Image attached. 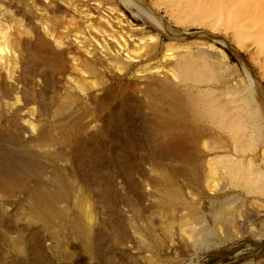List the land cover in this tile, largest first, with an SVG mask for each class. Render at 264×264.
Segmentation results:
<instances>
[{"label":"rangeland","instance_id":"1","mask_svg":"<svg viewBox=\"0 0 264 264\" xmlns=\"http://www.w3.org/2000/svg\"><path fill=\"white\" fill-rule=\"evenodd\" d=\"M32 1L33 0H31V2L30 0L0 1V5H4L3 7L11 6L12 8L14 7V9L18 8L19 6L24 8V5H27L25 7L26 10H30V12L32 11L34 14L38 15H36V20L33 22L36 23H31L30 25L23 27L22 29L25 30L20 28L22 26H14L8 22L5 17H0V50L2 47H4V45H6L5 49L0 51V94L3 90V87H8L10 89V96H7L8 98L4 97V105H6V107L4 106V119H10V117L14 115L16 118H20L21 122L22 120L25 122L23 123V125L25 124L24 126H27L26 123L28 124V130L20 132V135L22 136L19 137V141L23 144L30 145L26 146L28 149H25L27 151H31L33 157L37 154V157L35 156V158L37 161L39 160V163L41 160V163L44 162L43 158H45L46 162L43 164H47L48 158L46 157L48 154L58 149L64 153L66 150H68V143L61 140L64 142V144L58 142V145H53L51 148H49V146H44L42 149H40V146V148H37L35 145V140L44 135V133L48 132L52 126L55 127V125L60 122L62 123V121L65 122L66 120L69 122V119H71L70 122L74 123V121L80 119L86 121L87 119L92 118V116L83 118L84 115L81 116V114L85 108L90 106L88 104V102L91 101L89 98L91 96L95 97V99L100 98L103 95V91L101 90L100 86L98 87L96 85L90 84V82L92 83L93 80H96V77L93 78V76H90L87 72L86 74H83V70H80L82 67L79 66L77 67L78 69H74L76 72L72 71L68 73L69 83H77L78 78L84 77L87 84H89L88 86L91 87H88V90L86 89L84 91L80 90L81 92L79 91V101L74 106H72V109L67 113V115H62L59 119L50 118L49 115H46L43 111L41 104H39V102L36 103L35 96L33 94L35 91L45 89L46 83L48 84V81L46 78H43L44 75H42V71H38L36 74H27L24 69L25 51L23 49L27 48L25 45H28L27 43L34 39V29L36 25V27L43 30V33L46 35L48 33L47 36L49 37L50 32L47 30H49L48 27L50 25L52 26V22L45 18V16H47L45 11H39L41 9H37L38 11L36 10ZM43 1L44 0H42V4ZM52 1L53 3L51 5ZM83 1L85 2L82 3H86V1L93 3L91 0ZM190 1L191 3H187V0H183L182 5L185 2L186 6H184V8L179 11H175V5L171 7L169 2L166 4L161 2V8L154 6L155 11L158 9V11H156V15L163 22L162 24L165 30L155 25L152 26V29H155L156 31L160 30L161 33L167 31L168 34H164L161 41L164 46L170 42V44H178L180 42L179 44L185 43V45L188 46L190 43L191 46L189 47H192L194 50H197L198 48H207L211 50L212 48L209 47V44L213 43L216 47H218L217 51L220 49L224 51V54L227 53L228 57L226 56V59L219 61L221 63L216 64V66L214 65L215 68L209 67V70L207 69L205 71L204 69V74L202 73V78L206 77L203 85L207 83L205 86L209 87L210 85L214 91L216 90L215 94L218 96V98L220 97L221 101H226L228 100L227 98H229V96L226 97L227 95H223L224 92L221 89H224V87L226 90L231 89L230 91H233V94L230 96L231 98H239L241 94V92H239L241 91L240 78H242V75L244 77L246 76V94L248 97V113L250 112V119L248 122L249 127L246 129L245 138L239 140L244 143L241 144V142L233 141V139L230 138L231 135L229 131L226 128H223L224 124L222 125L221 122L214 123V121H212L213 119H211V122L208 120L205 125L206 131L210 130V133L207 138L202 139L204 141H199L197 145H193V143H188L186 141H179L180 143L178 146L181 149L182 155L171 156V158L167 152V155L162 157L159 154V143L162 141H155L153 138V136H156L157 134V129L154 130L150 126L145 129L140 126V121H137V119L136 122L133 123H130L131 121H129L127 127L125 126V130L120 133H117L113 126L111 128L107 127V129L106 126L102 127V121H105V118L108 119L111 116L116 115L119 112L118 109L123 108V106H121L122 97H114V100L111 99L110 101H106L107 107L105 105L103 108H99L101 120L92 122L88 129V132L91 134V136L86 139L87 141H93L95 139L98 140L99 138L103 139L104 143L99 145H87V147L86 145L82 144L79 146L74 145V151L72 153L71 159L69 160L70 165L69 163L67 164L65 160L63 162V157H61L62 159L59 160V162H63V166L65 169H67V171L62 166L59 167L60 163L62 164V162H60L58 166L54 168V172L50 171L53 168L50 167L48 170L49 172L44 174L46 176L42 175L39 179L37 177H31L32 179L28 178L27 180L32 181H27L28 185L24 186L20 184L21 186L17 185V187L15 186L14 188L10 189L11 191H8L7 198H9L11 203H8L4 207L5 209L3 208L5 218L3 224L0 223V238L2 237V239H0V264H31L29 257L32 253V248H30L27 243H25V240H27L29 237V232H26L28 236L25 235L26 233L23 234V237L21 238L23 242L21 244L22 246L20 247V250L19 247H16L14 243V241L20 236L17 227L22 224L29 225L30 229L33 230L34 228V230H36L34 232L40 236L42 243H44L43 248L45 253L51 257H54L55 260L61 264H264V0ZM194 1H196L197 4H195ZM199 1L202 2L200 3ZM40 4L41 3H39V5ZM44 4L50 6V8L61 7L60 9L63 11L61 13L64 17V21L66 22L68 20H71L72 22L73 17H75L74 22L80 20L82 25H84L83 27L87 26V24H91L89 22V18L85 17V14H80V12H78L74 6L72 7L70 4L61 0H45ZM195 5H198L199 7ZM3 7L0 6V14ZM171 10L174 11V13ZM98 15V13H95L91 17L97 18L99 17ZM215 15H217V17H215ZM23 16L25 17V15L20 14L21 18ZM84 18H86V20ZM130 19L133 20V18H131V14ZM244 28L247 34L243 35L241 34L242 32L240 30H243ZM88 31L89 29L87 32ZM19 32L23 34L20 35ZM20 36H22V38ZM175 36L176 38H174ZM18 37L21 39H18ZM71 40H73V37ZM52 41H55L54 37L52 38ZM75 44L77 43H74V45ZM17 45L19 47H17ZM90 48H92V46H90ZM99 48H101V46H99ZM164 52L165 51L162 53ZM161 56L162 54L159 57ZM155 60L150 61V63H153ZM146 62L148 63L149 61L143 60L142 58H136L134 60L135 66L132 68L133 71L131 70L126 75H123V72L117 71L116 69H114L116 71H113L115 74L108 70V73L107 71L106 73L108 74V78H111L113 81L116 80L115 77H117V74L122 77L124 76V80L142 81L143 73H138L135 69ZM74 63L76 64L77 62ZM74 63L72 62L71 64L74 65ZM147 63L145 65H147ZM218 68L220 70H218ZM231 72H234V74ZM225 74L230 77H227ZM231 83H233V85ZM62 90L64 91V89L59 86L57 96L62 94ZM235 91H237V94ZM48 93L49 96L53 95V88L49 87ZM16 97H20V99L16 100ZM17 101L19 102L17 103ZM84 105L87 107H84ZM258 107L260 110H258ZM17 109H20V112L19 110L17 111ZM5 122L7 123V120L1 122L2 124L0 127L8 128V124ZM62 128H56L57 135H61L59 136L60 138L63 137L62 135L64 129ZM14 134L18 135L16 132ZM20 142L18 143L19 145L21 144ZM164 148H166L165 144ZM181 152L178 153L180 154ZM57 156H59V154H57ZM154 156H156L157 159ZM216 156L218 161L215 158ZM189 159H191V161H189ZM88 161H92V163ZM200 164L203 166H200ZM189 166L192 167L193 171ZM195 166L197 169H194ZM227 167L230 169H227ZM198 168L200 171H195L198 170ZM251 169H259V171H261V175L259 174V177L255 175L251 176ZM73 173H77V175H74ZM47 174L50 175L48 176ZM68 175L70 177H68ZM55 176L59 177L56 178ZM77 176H79V178ZM229 176H232V179ZM47 177H49V179ZM76 177L77 181L74 180L76 182H73L72 179H76ZM88 177H90L91 180ZM42 178L44 181L41 180ZM59 179L60 181L66 180V182H64L66 186H72L71 188L69 187L66 192L68 199L61 201L62 204L65 202V205L63 204L60 206L61 202L56 204L58 209L61 207L59 211L54 212L57 216L49 215L48 218H45L46 214H42V212L38 210L37 206L35 205L36 201H38L40 198L39 196L50 194H46V192H51V194H54L55 190H53V188L55 187V189H58L57 187L59 184L63 183V181L58 182ZM88 181H90L91 184H89ZM167 181H169V183ZM70 182H73L75 185L73 183L71 185ZM79 182L87 185L85 188H83L84 184H80ZM35 184L36 186L34 187ZM39 185L46 186L49 190L44 189L42 186L38 188ZM78 185H81L79 186L81 192L76 191ZM29 186H31L30 190L32 189L33 192L29 190ZM20 188L23 190L21 191ZM170 189H172V191ZM24 190H27L26 192L29 193L25 194ZM72 191H75L77 194L79 192H83L84 195L83 193L81 195L79 194L80 196L78 198V195ZM175 191L177 194H175ZM9 192L11 193L9 194ZM34 192L37 193L34 194ZM178 192L179 194L183 193V200H176L178 203L174 201L172 206L163 203L165 200L167 201V199L172 198V200H174L175 196L178 197ZM71 193H74V195L77 196H75L76 200L72 198L74 196H72ZM1 194L4 195V193H1L0 191V196H3ZM16 194L19 195L14 196ZM27 194L29 197H27ZM30 195H32V197ZM68 195L70 196L68 197ZM82 196L84 197V200L86 199V207L92 212L90 220H88L87 217H84V219H86V223L83 222L84 219L82 217V210L79 206L74 204L77 199L82 200ZM20 197L24 201H22ZM26 197L29 200L23 199ZM16 200H19V202ZM12 201L14 202L12 203ZM15 202L17 203L19 210H17ZM175 202L177 204H175ZM20 203L21 205H19ZM62 211L64 212L62 213ZM240 211L249 212L250 214H253V216L257 214L260 219L257 221L250 218L244 219L243 216L240 215L241 213L239 214ZM59 214L62 215L61 217L63 219L58 218L60 217ZM56 217L58 219H56ZM60 219V224L63 222L62 225L64 227L59 225L58 222ZM79 219H81V222H83L82 225L86 227L84 234H79L80 229L76 224V222H79ZM31 223L33 224L31 225ZM64 223L67 225L65 226ZM69 224L72 227H70ZM38 225L41 228L37 227ZM48 226L49 228L46 229ZM57 226L60 228H57ZM61 228L64 229L62 230ZM49 229L50 231H47ZM40 231H43L42 234H40ZM64 232L67 234L63 235L64 237L69 236L68 238L65 237V241L68 240V242L71 243L64 241L63 237L61 236ZM54 234L57 235L54 236ZM57 236H59V239L55 240ZM43 238L45 242L43 241ZM70 238L71 241H69ZM72 238L74 239L72 240ZM61 239L64 241V245H62L63 241L60 245ZM72 241L76 242L74 243ZM12 243H14V246ZM66 243L71 245L68 247ZM79 243L81 245H79ZM215 244L219 245L216 247L214 246ZM55 245H58L59 248ZM23 246L25 248H23ZM70 248L73 249L70 251ZM74 248L75 251L78 250L77 254L80 257L82 256L81 258L78 257V255H75V252V254L72 252L74 251ZM83 248L84 250H81ZM65 249L67 251H65ZM61 250L64 255L61 254ZM29 251L30 253L28 254L27 252ZM66 252H70L75 256H71L72 254L70 255V253L67 255ZM65 255L69 258H66ZM71 257L76 258H74L72 261Z\"/></svg>","mask_w":264,"mask_h":264},{"label":"bare ground","instance_id":"2","mask_svg":"<svg viewBox=\"0 0 264 264\" xmlns=\"http://www.w3.org/2000/svg\"><path fill=\"white\" fill-rule=\"evenodd\" d=\"M61 1L70 4L72 7L74 6V8L78 12H80V14H85L86 15L85 17L89 18V22L91 24L90 25L87 24L88 27L87 26L83 27L84 25H82L80 20H77L74 22L75 17H73L72 22H71V20H68L69 22L68 21L66 22V21H64V17L61 13L63 11H61V9H60L61 7L59 5L58 6L60 8H57V7L50 8V6L45 5L46 3L44 4L45 0L43 1V4H42V0H33L32 1L33 6L36 8V10L41 9L39 11H42V12L45 11L46 15H47V16H45V18L49 19L52 22L51 23L52 26L50 25L51 29H50V26L47 25V26H49L48 27L49 30H47L50 32L49 37L47 36L48 33L46 35L45 33H43V30L36 27L37 26L36 25L35 29H34V33H35L34 39L31 42H28L27 43L28 45H25L27 48H25V46H24L25 49H23L25 51V67H24V69L27 72V74L28 73H30V74L35 73L36 74V73H38V71H42V75H44L43 78H46L48 81V84L45 82L46 83L45 89L35 91V93L33 94L35 96V101H36V103L39 102V104H41L43 111L45 112L46 115H49L50 118H54V119L58 118L59 119L62 115H67V113L70 112V110L72 109V106H74L79 101V98H80L78 95L79 91L80 90L84 91L86 89L88 90V87L89 88L91 87V86H88L89 84H87L86 79H84V77L78 78V80L76 79L77 83H73V82H71L73 84L69 83L68 73L74 71V69H78L77 67H79V66L82 67V69H80V70H83L82 71L83 74H86V72H87V73H89L90 76H93V78L96 77V80H93L92 83L90 82V84L96 85L98 87L100 86L101 90L103 91V95H102V97L97 98V99H95V97L91 96L89 98L91 101L89 100L90 102H88V104L90 106L87 107L84 105V107H87V108H85L83 110V113L81 114V116L82 115L86 116V117L83 116V118H88L89 116H92V118H89L86 121H84L83 119L82 120L80 119V120L74 121V123H71L70 122L71 119H69V122L71 124L65 120V122L62 121V123L60 122L57 125L54 124L55 127H53L51 125L52 127H51V129L48 130V132L44 133V135L40 136L39 138H37V140H35V142H34L35 145L37 146V148L40 146L41 147V148L39 147L40 149H42L44 146H46V147L49 146V148H51V147H53V145H56L58 142H61L62 144H64V142L68 143V144L66 143L68 150H66L64 153L58 149V150H54L48 154V156L46 157V158H48L47 159L48 165H47V164H43L44 162H46L45 158H43L44 162L41 163V161H42L41 160L39 163V160L37 161V159L35 158V156L37 154L34 155V157H33L32 152L27 151L25 149V148H27L26 146H28L29 144H23L22 142L19 141V137L22 136V135H20L21 134L20 132L27 131L28 130V128H27L28 124L26 123L27 126H24L25 124L23 125V123H25V122H23L22 119H21L22 120V122H21L20 118H16L14 115H13L14 117L11 116L10 119H4L5 118V116H4L5 115V107H6V105H4L5 104L4 103V100H5L4 97L10 96L11 92H10V89L8 87L7 88L3 87V90L0 94V126L2 124L1 122L7 120V123L6 122L5 123L8 124V126L6 125L8 128L0 127V191H1V193L2 192L4 193V195L1 194L3 196H0L1 197V199H0V223H2V224H3L4 218H5L4 212H3V210L5 209L4 207L8 203H11L9 198H7L8 191H11L10 189L14 188L15 186L17 187V185H20V184H22L24 186L28 185L27 184V181H29V180H27L28 178L30 179L31 177H33V178L37 177L39 179L42 175L49 172L48 170L50 169V167H53L50 171L54 172L55 171L54 168L56 166H58V164L60 162H62V161L59 162V160L62 159L61 157L64 158L63 162L65 160L66 163L68 164L69 160L72 157V153L74 151L73 150L74 145L79 146L82 144V145H86V147H87V145H95V144L99 145V144L104 143L103 139H99V138H98V140L95 139L93 141H89V140L87 141L86 139H88L91 136V134H89V132H88V129H89L92 122L101 120V116H100L101 114L99 113V108H103L105 105L107 107L106 101H110L114 97H117V96L122 97L121 98V106H123V108L118 109L119 112L116 115L111 116V117L109 116L110 118H108V119L105 118V121H102V125H103L102 127L106 126V129H107V127L111 128L113 126L115 131L117 133H120V132L125 130V126L127 127V125L129 124V121H131L130 123H133V122H136V119H137V121H140V126H142L143 128L147 129L148 126H150L154 130L157 129V134H156V136H153V138L155 139V141H157V140L162 141V142L158 141V142H160L159 143V146H160L159 154L162 157L167 155V152H168V155H170V157L182 155L181 149L178 146L180 143L179 141H186L188 143H193V145H197V143L199 141H201L204 138H207L209 136V133H210L209 132L210 130L206 131V129H205L206 128L205 125H206L208 120H210V122H211V119H213L212 121H214V123L215 122L216 123L221 122L222 125L224 124L223 128L224 129L226 128L229 131V133L231 135L230 138L233 139V141H235V142H241L239 140L245 138L246 129H247V127H249L248 122L250 119V116H249L250 112L248 113V110H249L248 105L249 104H248V97L246 94V83H245V81H246L245 77L246 76L244 77L242 75V78H240L241 79V82H240L241 83V91H239V92H241V94H240V97L237 99L231 98L230 96H231V94H233V91H230L231 89L226 90L224 87V89H221V88L220 89L224 92L223 95H227L226 97L229 96V98H227L228 100H226V101H221L220 97L218 98V96L215 94L216 90L214 91L210 87V85H209V87L205 86L207 83H205V85H203L205 82V78H206V77L205 78L203 77L204 79L202 78V75L204 74V69L206 71L209 67L215 68L216 64L221 63V62H219L220 60L226 59L227 53H225L226 54L225 55L224 51H222L220 49L217 51L218 47H216L215 44H213V43L209 44V47L212 48L211 50H209L207 48L206 49L198 48L197 50H194L192 47H189V46H191L190 43L188 46V45H185V43L179 44L180 42L178 44H170L171 43L170 42L169 44L164 46L161 41L163 39L164 34H168L167 31L164 33H161L160 30L156 31L155 29H152L153 28L152 26L155 25V26H158V27L162 28L163 30H165L164 26L162 24L163 22L156 15V11H158V9L155 11L154 6H156L157 8H161V5H160L161 2L165 3V4L167 2H169L171 4V7L175 5V7H176L175 11H179V10H182L184 8V6H186L185 2L182 5L183 0H149V1H147V0H113V1H111V0H91V1H93V3L89 2V1H88L89 3L87 1H86V3H82V2H85L83 0H61ZM187 1H188L187 3H191L190 0H187ZM224 1H226V0H224ZM10 2H12V1H10ZM30 2H31V0H30ZM194 2H195V4H197L196 1H194ZM39 3H41V4L39 5ZM52 3H53V1L51 2V5H52ZM211 3H213V2H211ZM170 4H168V5H170ZM187 5H189V4H187ZM0 6L3 7L4 5H0ZM24 6L26 7L27 5H24ZM195 6H198V5H195ZM25 7L23 8L22 6H19L16 9H14V7L12 8L11 6L3 7V9L1 10V14H0L1 16L0 17H2V18L5 17L6 20H8V22L13 24L14 26L15 25L22 26V27H20L22 29L23 27L28 26L31 23H33L34 20H36L35 18L37 15V14H34L32 11L30 12V10L29 11L26 10ZM152 7H153V9H152ZM194 8H196V7H194ZM211 9H213V8H211ZM172 10H174V9H172ZM239 10H240V8H239ZM213 11H212V13H213ZM172 12L174 13V11H172ZM188 12H190V11H188ZM217 12H218V10H217ZM95 13L96 14L98 13L99 17H97V18L91 17ZM20 14L25 15V17L24 16L22 17L24 19H22L20 17ZM130 14H131V18H133V20L130 19ZM165 14H166V12H165ZM167 14H168V12H167ZM169 14H170V12H169ZM238 14H239V12H238ZM65 15H66V13H65ZM217 15H215V17H217ZM186 16H187V14H186ZM195 16H197V15H195ZM69 19H71V18H69ZM84 19L86 20V18H84ZM78 22L81 24H79ZM134 22H136V23H134ZM243 22H244V20H243ZM35 23H33V24H35ZM164 23H165V21H164ZM77 24H79V25H77ZM241 24H243V23H241ZM244 25L246 26L245 23H244ZM88 29H89V31L87 32ZM22 30H25V29H22ZM240 31L242 32L241 34H243V35L247 34L245 31V28L243 30H240ZM22 34L20 33V35H22ZM20 37L22 38V36H20ZM50 37H52V38L54 37L55 41H52V38H50ZM72 37H73V40H71ZM236 37H238V36H236ZM21 38L18 37V39H21ZM174 38H176V36ZM195 41H194V43H195ZM14 43H15V41H14ZM74 43H77V44L74 45ZM90 46H92V48H90ZM99 46H101V48H99ZM5 47H6V45H4V47H2L1 50L3 51L5 49ZM17 47H19V46L17 45ZM199 47H202V46H199ZM163 51H165V52L162 53ZM161 54H162V56L159 57ZM136 58H142L143 60L149 61L148 63L146 62L147 65H145L146 64L145 63V64H142L141 66L137 67V69H135L136 72L143 73L142 74V78H143L142 81H139V80L132 81V80H126V79L124 80L123 79L124 76L122 77L118 74H117V77H115L116 80L114 79L115 81H113L111 78H108V76H107L108 71L114 73L113 71L117 70V71L123 72V75L128 74L132 70L133 66H135L134 60ZM152 60H155V61L153 63L152 62L150 63V61H152ZM72 62L73 63L77 62V63L76 64L74 63V65H73V64H71ZM23 66H24V64H23ZM114 69H116V70H114ZM218 70H220V69L218 68ZM106 71H107V73H106ZM74 72H76V71H74ZM39 73H41V72H39ZM231 73L234 74V72H231ZM231 73H230V75H231ZM213 75H214V73H213ZM213 75H211V76H213ZM227 77H230V76H227ZM222 78H225V77H222ZM70 80H71V78H70ZM118 80H120V81H118ZM231 84L233 85V83H231ZM227 85H228V83H227ZM59 86L62 89H64V91L62 90L63 91L62 94L60 96H57ZM49 87L53 88V95H51V96L48 95L49 94L48 93ZM228 88H229V86H228ZM218 91H219V89H218ZM235 92L237 94V91H235ZM19 99H20V97L17 98L16 100H19ZM18 102L19 101H17V103ZM233 102H234V104H233ZM119 106H120V104H119ZM18 110L20 112V109H17V111ZM258 110H260L259 107H258ZM135 112H136V114H135ZM137 112H138V114H137ZM111 113H113V112H111ZM7 114H8V112H7ZM68 118H70V117H68ZM76 118H75V120H76ZM57 127H60V128L63 127L62 129H64L65 133L63 132V135H62L63 137H61V138L59 137L61 135L58 136L56 133ZM15 132L18 133V135H15L14 134ZM134 135H136V134H134ZM134 135H132V136H134ZM61 140L64 142H62ZM202 141H204V140H202ZM19 142L23 146L21 144L19 145L18 144ZM61 143H60V145H61ZM243 143L244 142H241V144H243ZM164 144L166 145V148H164ZM167 144H168V146H167ZM63 146H62V148H63ZM204 146H205V144H204ZM88 147H90V146H88ZM52 149H54V148H52ZM155 150H156V148H155ZM178 152H181V153L179 154ZM57 154H59V156H57ZM154 157H156V156H154ZM215 158H216V160L218 159L217 156ZM119 159H120V157H119ZM156 159H157V157H156ZM186 160H188V159H186ZM189 161H191V159H189ZM222 161H223V159H222ZM63 162H62V164L60 163L59 167L62 166L64 168ZM88 162H90V161H88ZM90 163H92V161ZM223 163H224V161H223ZM184 164H186V163H184ZM69 165H70V163H69ZM116 165H117V163H116ZM125 166H127V165H125ZM191 166H189V167L192 169ZM200 166H203V165L200 164ZM86 168H88V167H86ZM216 168H215V170H216ZM64 169H62V170H64ZM194 169H197L196 166ZM227 169H230V168L227 167ZM65 170L67 171V169H65ZM72 171H73V169H72ZM192 171H193V169H192ZM195 171H200V169L198 168V170H195ZM247 171H248V169H247ZM73 174H71V175H73ZM75 174L77 175V173H75ZM83 174H85V173H83ZM259 174L261 175V171H259V169L258 170L257 169H255V170L251 169V172H250L251 176L255 175V176L259 177ZM47 175L49 176L50 174H47ZM51 175H52V173H51ZM189 175H190V172H189ZM44 176H46V175H44ZM86 176H87V174H86ZM58 177L59 176H57L56 178H58ZM68 177H70V176L68 175ZM68 177H67V179H68ZM77 177L79 178V176H77ZM77 177H76V179H72L73 182L77 181ZM172 177H175V176H172ZM47 178L49 179V177H47ZM88 178H90V177H88ZM169 178H171V177H169ZM41 180L44 181L43 178ZM74 180H76V181H74ZM90 180H91V178H90ZM255 180H256V178H255ZM59 181H60V179L58 180V182ZM62 181H60V182H62ZM64 182H66V180L63 181V183L59 184V186L57 187L58 189H55V187L54 188L52 187L53 190H55L54 194L53 193L51 194V192H46V194H49V193L50 194L49 195L44 194V195L39 196L40 198L38 199V201H36V204L33 201V203L37 206L38 210H40L42 212V214H46L45 218H48L49 215H56L54 212L59 211V209L61 208L60 207L58 209L56 207V204L57 203L59 204V202L65 200V199H68L66 192L69 189V187L71 188L72 186L68 187L65 185ZM88 182H89V184H91L90 181H88ZM167 182L169 183V181H167ZM42 183H45V182H42ZM72 183H71V185H72ZM79 183H77V184H79ZM162 183H163V181H162ZM80 184H84V183H80ZM160 184H161V182H160ZM42 185H39L38 188H40V186H42ZM86 185L87 184H84L83 188H85ZM35 186H36V184L34 185V187ZM79 186H81V185H78V187L76 188L77 189L76 191L81 192V190L79 189ZM30 187L31 186L28 187L29 190H30ZM42 187H44V189H48V187H46V186H42ZM42 187H41V189H42ZM23 189H21V191ZM50 189H51V187H50ZM172 189H173V187H172ZM172 189H170V190L172 191ZM72 190H75V189H72ZM84 190H87V189H84ZM26 191H25V194L29 193ZM30 191L33 192L32 189ZM37 191H39V190H37ZM171 191H170V195H171ZM72 192H75V191H72ZM80 192L78 194L75 192V194L78 195V198L83 193V192L82 193H80ZM10 193L11 192H9V194ZM35 193H37V192H34V194ZM86 193H87V191H86ZM71 194H72V196H74L72 198L75 199L76 195H74V193H71ZM175 194H177L176 191H175ZM18 195L19 194H16L14 196H18ZM83 195H84V193H83ZM85 195L88 196L87 194H85ZM30 196L32 197V195H30ZM69 196L70 195H68V197ZM182 196H183V193L179 194V192H178V197L175 196L174 200H172V198L167 199V201L165 200L163 203L169 204L170 206H172L174 201L183 200ZM27 197H29L28 194H27ZM27 197L23 198V199H27ZM80 199H82V198H80ZM21 200H22V198H21ZM27 200H29V199H27ZM22 201H24V200H22ZM13 202L14 201H12V203ZM17 202H19V200ZM69 202H71V201H69ZM176 202H175V204L178 203V202L177 203ZM22 203H24V202H22ZM63 204L61 202L60 206H62ZM74 204L76 206H79L80 209L82 210L83 219H84V217H87L88 220L91 219L92 212H91V210H89V208L86 207V199L84 200V197L82 200L77 199V201H75ZM19 205H21V203ZM15 206H16L17 210H19L16 202H15ZM57 206H59V205H57ZM66 208L68 209L67 206H66ZM238 210H240V209H238ZM242 210H243V208H242ZM14 212H13V215H14ZM63 212L64 211H62V213ZM239 214L241 216H243L244 219L250 218V219H254L255 221L260 219V217L257 214L253 216V214H250L249 212H246V211L245 212L240 211ZM61 216L62 215H60V217H58V218H62ZM58 218L56 217V219H58ZM51 219H53V218H51ZM76 220H78V219H76ZM85 220L86 219H84L83 222H85ZM60 221H61V219L59 220L58 223H59V225H62L63 222L60 224ZM83 222H81V219H79V222H76V224L79 226V229H80L79 234L80 233L84 234V231L86 230V227L84 225H82ZM33 223H31V225ZM246 223H248V222H246ZM64 225L66 226L67 224L64 223ZM40 226H42V225H40ZM49 226L47 228L46 227L45 228L48 229ZM2 227H3V225H2ZM37 227H39V225ZM37 227H36V229H37ZM61 227H64V226L62 225ZM70 227H72V226L70 225ZM39 228H41V227H39ZM57 228H60V227L57 226ZM17 229H18L20 236H19V238H17L14 241V243H15L16 247H19V250H20V247L22 246L21 244H22L23 240L21 238L23 237V234H25L26 232H29V237L27 240H25L26 241L25 243H27V245L30 248H32V250H31L32 253L30 254V257H29V261L31 264H61L60 262L55 260L54 257H51L45 253L44 248H43L44 243H42L40 236L38 234H36V232H34V231H36V230H34V228L32 230V229H30L29 225L22 224V225H19L17 227ZM61 229L63 230L64 228H61ZM47 231H50V229ZM40 232L39 233L42 234L43 231H40ZM65 233L66 232H64L61 235L63 237L64 241H65V237H67V236H65V237L63 236V235H67ZM25 235H27V233ZM55 235H57V234H54V236ZM58 235H60V234H58ZM112 236H114V235H112ZM41 237H42V235H41ZM57 237L55 240L59 239V236H57ZM24 238H25V236H24ZM78 238H79V236H78ZM0 239H2V237ZM73 239L74 238H72V240ZM43 241L45 242L44 238H43ZM58 241H60V240H58ZM62 241L63 240L61 239L60 245L62 244ZM64 241H63L62 245L65 244ZM66 241L68 242V240H66ZM69 241H71V238ZM79 241H81V240H79ZM72 242H74V241H72ZM95 242H94V245H95ZM14 243H12L13 246H14ZM68 243H71V242H68ZM70 245H68V247ZM79 245H81V244L79 243ZM218 245L219 244H215L214 246L217 247ZM56 247L59 248L58 245ZM62 247H64V246H62ZM23 248H25V247L23 246ZM84 248H85V245H84ZM84 248L81 250H84ZM72 249L73 248H70V251ZM4 251H5V249H4ZM65 251H67V250L65 249ZM77 251H75V248H74V251H72V252L73 253L75 252L76 254L75 253L74 254L78 255ZM80 251H79V253H80ZM60 252H62V250ZM98 252H100V251H98ZM105 252H104V255H105ZM27 253L29 254L30 251ZM68 253H70V252H66L67 255H68ZM82 253H83V251H82ZM84 253H86V252H84ZM61 254H63V252ZM71 254L72 253H70V255ZM74 254H72L71 256H73ZM78 257H80V256L78 255ZM66 258H69V257L66 256ZM74 258H76V257H74ZM74 258H72L71 260L73 261ZM82 260H84V259H82ZM26 262H28V261H26ZM78 262H79V260H78ZM68 263H69V261H68ZM82 264H84V263H82Z\"/></svg>","mask_w":264,"mask_h":264}]
</instances>
